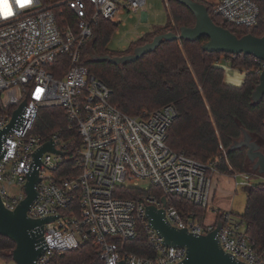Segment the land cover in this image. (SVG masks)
Wrapping results in <instances>:
<instances>
[{
  "label": "built area",
  "instance_id": "obj_1",
  "mask_svg": "<svg viewBox=\"0 0 264 264\" xmlns=\"http://www.w3.org/2000/svg\"><path fill=\"white\" fill-rule=\"evenodd\" d=\"M0 2L11 10L5 16L0 9V134L26 101L12 129L0 139V195L7 210L15 211L27 197L25 186L34 169L35 153L49 141L58 152L41 157L38 197L28 211L31 219L57 217L44 227L45 250L36 264H61L66 252L90 239L102 264L182 263L187 250L164 245L147 218V207L163 208V198L166 218L175 228L208 235L221 221L217 238L223 250L243 264H264V246L251 240L231 212L205 224L168 204L177 196L207 213L218 175L229 176L236 189L264 183V176L221 173L219 164L224 159L228 163L223 147L222 155L209 163L173 150L167 144V133L178 118L174 105L128 115L112 103V90L82 65L99 19L109 20L116 29L125 26L123 16L133 18L147 0ZM63 5L75 17V25L63 12L54 11ZM212 5L215 15L230 24L248 29L259 25L260 7L253 0H216ZM61 58L67 59L68 67L57 78L51 69ZM57 69L62 72L64 65ZM56 107L66 112V131L53 133L48 140L32 134L39 111ZM145 181L150 185L141 189L139 184ZM14 187L19 191L12 196ZM129 189L142 194L126 198ZM153 189L161 193V199L151 193ZM75 204L77 208H71ZM139 228H144L154 257L125 250Z\"/></svg>",
  "mask_w": 264,
  "mask_h": 264
},
{
  "label": "trees",
  "instance_id": "obj_2",
  "mask_svg": "<svg viewBox=\"0 0 264 264\" xmlns=\"http://www.w3.org/2000/svg\"><path fill=\"white\" fill-rule=\"evenodd\" d=\"M196 1L207 6L216 25L236 35H264V0H253L261 12L259 25L253 29L230 24L215 15L214 5L203 0ZM168 2L170 7L167 8L166 26L153 29L139 37L123 52L108 49L116 26L109 20L100 18L94 27L93 40L83 53L82 65L112 90V103L128 115L139 116L167 105H174L178 110V118L167 133V144L173 150L197 161L209 163L222 155L223 147L227 151L228 163L224 159L219 164L221 173L252 172L247 149L230 151V148L235 141L242 139L243 130L264 146V98L258 104L252 100V94L264 70V62L243 54L206 52L203 45L207 38L196 42L164 41L155 51L132 63L116 65L100 59L106 56L121 58L152 42L158 35L177 32L180 28H190L196 24L195 15L188 7L176 0ZM54 11L59 15L63 12L75 25V17L65 5L55 8ZM222 60H226L232 69L245 73L244 82L240 87L226 83V72L220 67ZM59 64L64 65L62 72L57 69ZM67 67V59L61 58L51 71L55 77L61 78ZM67 123L64 109L43 108L38 113L32 134L48 140L53 133L66 131ZM151 193L159 199L162 198L161 193L155 189L151 190ZM140 194V190L129 189L125 197L131 199ZM168 204L186 217L193 215L200 222L205 219V209L183 198L172 196ZM71 208L76 209L77 205ZM239 217L245 224V233L263 247L264 183L249 188L245 210ZM14 249L13 241L0 236L2 257L11 262ZM125 250L142 257L155 256L144 228H139L137 237L127 242ZM60 263L102 264L99 250L91 239L79 249L66 252Z\"/></svg>",
  "mask_w": 264,
  "mask_h": 264
},
{
  "label": "water",
  "instance_id": "obj_3",
  "mask_svg": "<svg viewBox=\"0 0 264 264\" xmlns=\"http://www.w3.org/2000/svg\"><path fill=\"white\" fill-rule=\"evenodd\" d=\"M188 7L196 18L193 27L180 28L177 32H168L158 35L154 40L142 47L134 49L130 55L121 58L103 57L101 60H108L112 64L121 65L136 62L144 55L155 51L164 41L188 40L196 42L201 38H207L203 45V50L209 53H225L229 55L252 56L264 62V35L262 37L247 34L238 36L230 30L218 26L209 15L205 4L196 0H176ZM264 98V70L262 71L259 83L256 86L252 100L255 104L260 103ZM26 106L24 101L15 111L11 124L1 137L8 133L14 126L22 109ZM247 149L249 163L252 164L253 173L264 176V152L262 146L254 140L251 134L243 130L241 140L235 141L230 151ZM2 147L0 143V155ZM46 152L58 153L52 141L45 143L35 153L34 169L28 176L25 186L27 197L19 207L11 212L7 210L0 195V236L8 238L15 243L12 253V260L16 264H36L43 254L44 247V227L53 222L57 217L47 219H31L28 211L38 197L37 185L40 182L38 168L41 164V157ZM163 208L149 206L146 209L147 218L151 227L162 237L164 245L185 248L187 250L186 259L180 264H243L227 254L217 238L222 227L219 221L215 230L208 235H194L187 229H177L172 226L166 218V199H162ZM121 264H125L122 262Z\"/></svg>",
  "mask_w": 264,
  "mask_h": 264
},
{
  "label": "rangeland",
  "instance_id": "obj_4",
  "mask_svg": "<svg viewBox=\"0 0 264 264\" xmlns=\"http://www.w3.org/2000/svg\"><path fill=\"white\" fill-rule=\"evenodd\" d=\"M119 1L123 2V0H119ZM203 1L208 4H212L215 3L216 0H203ZM142 11H145L147 13L145 18L144 17L142 18ZM142 11L138 13L139 15H135L134 19L130 18L128 14L123 16V20L125 21L126 25L120 26L114 31L108 46L109 50L113 52H123L131 46V43L134 40L140 37L142 32H145V34H147L151 32L152 29L162 28L166 26L168 22L166 0H147V4ZM220 65H222V68L225 71L227 70L226 72L227 79H225V81L227 80V82L231 83L230 85L232 86L237 85L239 82L242 81V79H244V77L240 76L238 72L232 75L233 69L226 60H222ZM262 150L264 152V146H262ZM149 185L150 184L145 181V182H141L139 184V187L141 189H146L149 187ZM248 190L249 188L242 187L236 189V191L233 190L232 192L228 193L229 194L228 196L230 198L229 201H232V212L238 214L243 213L246 206ZM18 191L19 188L14 187L10 190V194L14 196L15 194H18ZM211 216H212V212L210 209H208L207 216L202 223L205 224L209 223V220L211 221ZM9 263L10 261L8 259H5L0 255V264H9Z\"/></svg>",
  "mask_w": 264,
  "mask_h": 264
},
{
  "label": "crops",
  "instance_id": "obj_5",
  "mask_svg": "<svg viewBox=\"0 0 264 264\" xmlns=\"http://www.w3.org/2000/svg\"><path fill=\"white\" fill-rule=\"evenodd\" d=\"M146 14L147 13L145 11H142V18L143 17L145 18ZM136 15H139V14H136ZM133 19H134V17H133ZM144 35H145V32H142L140 37L144 36ZM220 67H222V65H220ZM225 72H227V70ZM237 72L240 74V76L244 77V79H245V73H242L238 70L233 69L232 75H234V73H237ZM226 79H227V77H226ZM244 79H242L241 82H239L237 85H234V86L240 87L243 84ZM226 83L229 85L231 84V83L227 82V80H226ZM233 190L236 191V188L234 186L233 180L229 176L218 175L216 177L215 182H214V186H213L212 205L210 207V210L212 212V216H211V221L209 220V223H213V222L219 220V218L222 216L223 213L231 212L235 222L237 224H240L241 229L245 231V224L242 223L241 218L239 217L241 214L232 212V201H229L230 198L228 196L229 195L228 193L232 192ZM206 216H207V213H206ZM206 216H205V218H206Z\"/></svg>",
  "mask_w": 264,
  "mask_h": 264
},
{
  "label": "clouds",
  "instance_id": "obj_6",
  "mask_svg": "<svg viewBox=\"0 0 264 264\" xmlns=\"http://www.w3.org/2000/svg\"><path fill=\"white\" fill-rule=\"evenodd\" d=\"M0 9H2L3 11H7L8 10L7 4L0 2Z\"/></svg>",
  "mask_w": 264,
  "mask_h": 264
},
{
  "label": "snow or ice",
  "instance_id": "obj_7",
  "mask_svg": "<svg viewBox=\"0 0 264 264\" xmlns=\"http://www.w3.org/2000/svg\"><path fill=\"white\" fill-rule=\"evenodd\" d=\"M21 6H23V3L21 4ZM3 14L5 16L11 15V10L8 8V10L7 11H4Z\"/></svg>",
  "mask_w": 264,
  "mask_h": 264
}]
</instances>
